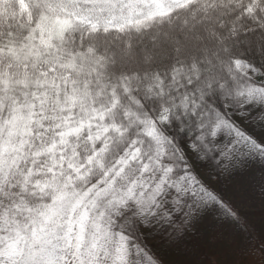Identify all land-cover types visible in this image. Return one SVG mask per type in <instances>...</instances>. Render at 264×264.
<instances>
[{"label": "snow or ice", "instance_id": "snow-or-ice-1", "mask_svg": "<svg viewBox=\"0 0 264 264\" xmlns=\"http://www.w3.org/2000/svg\"><path fill=\"white\" fill-rule=\"evenodd\" d=\"M264 209V0H0V264H244Z\"/></svg>", "mask_w": 264, "mask_h": 264}, {"label": "rangeland", "instance_id": "rangeland-1", "mask_svg": "<svg viewBox=\"0 0 264 264\" xmlns=\"http://www.w3.org/2000/svg\"><path fill=\"white\" fill-rule=\"evenodd\" d=\"M228 198L236 204L257 232L264 229V209L259 206L258 200L257 206L252 208L240 192L228 191ZM218 230L209 222L200 226V243L195 247L190 243L188 254L183 257L187 264H239L242 257L238 253L228 252L217 244L214 233Z\"/></svg>", "mask_w": 264, "mask_h": 264}, {"label": "trees", "instance_id": "trees-1", "mask_svg": "<svg viewBox=\"0 0 264 264\" xmlns=\"http://www.w3.org/2000/svg\"><path fill=\"white\" fill-rule=\"evenodd\" d=\"M225 195H226V197H228V191L227 190H225ZM239 264H244L243 258L239 261Z\"/></svg>", "mask_w": 264, "mask_h": 264}]
</instances>
